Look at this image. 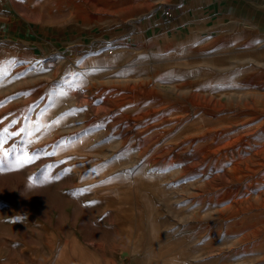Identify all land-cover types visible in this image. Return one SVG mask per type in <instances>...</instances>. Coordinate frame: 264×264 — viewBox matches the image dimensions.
Listing matches in <instances>:
<instances>
[{
  "label": "rangeland",
  "instance_id": "374dc122",
  "mask_svg": "<svg viewBox=\"0 0 264 264\" xmlns=\"http://www.w3.org/2000/svg\"><path fill=\"white\" fill-rule=\"evenodd\" d=\"M120 2L0 0V264H264V0Z\"/></svg>",
  "mask_w": 264,
  "mask_h": 264
},
{
  "label": "crops",
  "instance_id": "0c3cea01",
  "mask_svg": "<svg viewBox=\"0 0 264 264\" xmlns=\"http://www.w3.org/2000/svg\"><path fill=\"white\" fill-rule=\"evenodd\" d=\"M110 1V0H109ZM116 1V0H112ZM120 3H125L124 5L132 4L133 0H122ZM122 5V4H120ZM209 5H190L182 4L179 9H173L168 12L167 17L163 19H157L153 23V27L148 29L146 28L142 31V27L145 22V19L140 21L138 27L140 29L139 36L143 35L144 40L149 44H157L156 48L161 47L165 41L169 42L172 47L168 49L170 53L164 58L171 59L180 55L181 51H186L190 47H198L197 41H193L194 37L198 36L200 33H204V28H212L215 26H222L221 24H215V20H219L217 14L212 11L207 12ZM213 13V14H212ZM213 19L214 22H211L210 27L207 26L209 21ZM205 22V23H204ZM220 23V22H219ZM224 25V23H222ZM231 25L230 22H225V25ZM141 38V37H140ZM180 51V53H178ZM174 52H176L174 54ZM177 55V56H176ZM156 59L157 56H155Z\"/></svg>",
  "mask_w": 264,
  "mask_h": 264
},
{
  "label": "bare ground",
  "instance_id": "6f19581e",
  "mask_svg": "<svg viewBox=\"0 0 264 264\" xmlns=\"http://www.w3.org/2000/svg\"><path fill=\"white\" fill-rule=\"evenodd\" d=\"M89 1H90V0H89ZM99 7H100V6H99ZM52 15H53V14H52ZM131 102H132V101H131ZM241 139H242V138H241ZM245 145H246V144H245ZM245 145H244V146H245ZM260 147H261V146H260ZM240 157H241V155H240ZM240 157H239V158H240ZM244 157H245V156H244ZM235 160H236V159H235ZM158 161H159V160H158ZM248 170H249V169H248ZM213 195H214V194H212V196H213ZM205 196H206V195H205ZM240 197H241V196H240ZM201 198H203L202 200H204V197H201ZM211 198H212V197H211ZM199 199H200V198H199ZM204 201H206V200H204ZM204 203H205V202H204ZM262 210H263V209H262ZM259 212H261V211H259ZM255 213H256V212H255ZM262 213H263V212H262ZM251 214H253V215L255 216V214H254L253 212H252ZM259 214H261V213H259ZM263 215H264V213H263ZM246 216H247V215H246ZM251 216H252V215H251ZM244 217H245V216H244ZM252 217H253V216H252ZM260 217H261V216H260ZM256 218H257V217H255V219H256ZM262 218H263V216H262ZM262 218H261L260 220H263V219H264V218H263V219H262ZM248 219H249V216H248ZM255 219H254V220H255ZM236 220H237V219H236ZM239 220H240V218H239ZM233 221H235V220H233ZM241 221H242V219H241ZM249 221H250V220H249ZM243 222H244V221H243ZM257 222H258V221H257ZM232 223H233V222H232ZM221 224H222V223H221ZM233 224H234V223H233ZM233 224H231V226H232ZM236 224H237V222H236ZM239 224H240V222H239ZM248 224H249V223H248ZM250 224H253V223H251V221H250ZM250 224H249V225H250ZM256 224H257V223H256ZM256 224H254V225H256ZM245 225H246V224H245ZM217 226H218V225H217ZM229 226H230V225L227 224V225H226V228H228ZM241 227H242V225H241ZM241 227L239 226V228H241ZM246 228H247V227H246ZM220 229H221V228H220ZM236 229H237V228H236ZM227 230H228V229H227ZM229 230H230V229H229ZM246 230H247V229H246ZM219 231H220V230H219ZM219 231H218V232H219ZM230 231H231V230H230ZM218 232H217V234H218ZM238 232H239V230H238ZM263 236H264V235H263ZM263 241H264V240H263ZM259 243H260V242H258V244H259ZM247 245H248V244H247ZM255 245H256V244H255ZM256 246H257V245H256ZM252 248H253V247H252ZM246 249H247V248H246ZM250 249H251V248H250ZM259 250H260V248H259ZM249 251H250V250H249ZM255 251H256V250H255ZM241 252H243V251H241ZM252 256H253V255H252ZM246 257H247V256H246ZM246 259H247V258H246ZM247 260H248V259H247ZM263 260H264V259H263ZM256 263H257V262H256Z\"/></svg>",
  "mask_w": 264,
  "mask_h": 264
},
{
  "label": "snow or ice",
  "instance_id": "6c2138e0",
  "mask_svg": "<svg viewBox=\"0 0 264 264\" xmlns=\"http://www.w3.org/2000/svg\"><path fill=\"white\" fill-rule=\"evenodd\" d=\"M55 123V122H54ZM5 131H7V129H5Z\"/></svg>",
  "mask_w": 264,
  "mask_h": 264
}]
</instances>
